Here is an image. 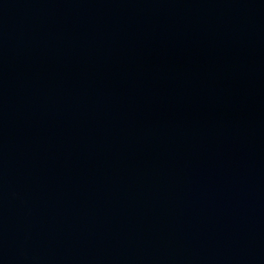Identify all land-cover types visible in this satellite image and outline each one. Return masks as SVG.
<instances>
[{"label":"water","instance_id":"1","mask_svg":"<svg viewBox=\"0 0 264 264\" xmlns=\"http://www.w3.org/2000/svg\"><path fill=\"white\" fill-rule=\"evenodd\" d=\"M0 264H264V0H0Z\"/></svg>","mask_w":264,"mask_h":264}]
</instances>
